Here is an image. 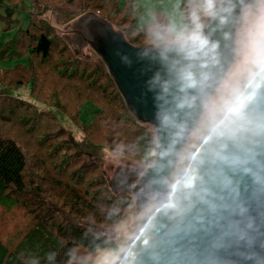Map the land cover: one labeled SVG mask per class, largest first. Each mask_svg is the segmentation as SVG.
Returning <instances> with one entry per match:
<instances>
[{"label":"clouds","instance_id":"obj_1","mask_svg":"<svg viewBox=\"0 0 264 264\" xmlns=\"http://www.w3.org/2000/svg\"><path fill=\"white\" fill-rule=\"evenodd\" d=\"M172 7L166 19L151 17L147 47L137 50L155 66L146 90L156 124L138 161L141 210L134 198L113 228L115 247L74 246L67 264H125L141 230L149 247L138 264H264V209L241 192L245 181L264 186L257 151L264 144V0H176ZM236 21L237 59L224 72L217 33L229 39ZM202 236L215 241L210 250L200 247Z\"/></svg>","mask_w":264,"mask_h":264},{"label":"rangeland","instance_id":"obj_2","mask_svg":"<svg viewBox=\"0 0 264 264\" xmlns=\"http://www.w3.org/2000/svg\"><path fill=\"white\" fill-rule=\"evenodd\" d=\"M175 2L176 0H0V75H4L5 79L9 76H19L24 67H30L31 58L34 59L35 64H31L32 69L26 73H32L34 76L37 71L38 74L34 80L16 78L9 81L0 77V137H13L29 155L37 154L36 162L45 167H53L57 172V180L64 177L65 171L62 167L49 162L51 153L47 154L33 146L39 141L44 144L45 150L51 149L54 153L60 148L67 149L74 140L84 139V132L80 126L93 124L101 110L95 104L86 102L87 96L74 91L89 84L92 93L97 94L100 99L106 98L102 102L105 101L108 112L109 109L116 107L115 103L109 104L110 102L121 101L123 105L125 103L121 100L115 82L102 59L81 39L83 34L81 32H84L79 26L81 20L95 15L109 22L125 37L127 35L126 38L131 44L142 46L141 44L145 45L143 39H146L151 17L155 15L160 16V19H166L172 14V6ZM27 28L31 31L28 35L22 32ZM43 33L53 43L52 55L46 61L32 52L37 46L33 37ZM30 74L28 76L32 77ZM18 81L25 86H17ZM79 102L83 104L80 106L79 123L75 124L66 113L74 115L73 110ZM125 107L132 117L126 104ZM140 125L141 128H133V130L141 133L142 137L152 140L153 127ZM39 129L46 130L42 132L40 138L37 135ZM56 131L62 134H57L61 135V138L50 143V139L54 136H45ZM102 148L104 149L101 150L99 159H96L98 162L96 169H84L82 167L84 164L76 159H65L64 164L74 163L69 173L76 183L87 175L88 182H95L96 186L103 183L109 186V191L120 199L117 204L127 211L125 219L133 205L134 195L126 194L131 198L124 196L120 190L111 187L109 182L115 183L117 175L123 171L130 178L139 167L138 159L134 160L126 156L125 148L122 153L111 150L110 145ZM39 158L42 162H39ZM86 162L92 163V161ZM107 186L105 189L109 188ZM105 189L100 188L99 200L105 198ZM4 198V194L1 193L0 235L1 233L10 235L15 229L20 234L18 231L20 227L30 226L34 216H30L32 214L22 209V201L16 202L12 207ZM97 206L99 207L98 204ZM135 206L136 211L139 212L141 205L137 206L135 202ZM50 218V223H56V227H68V224L59 220L57 215L54 214ZM83 221L76 222L83 224L90 240L94 239L92 241L94 245L97 241H102L105 243V248L115 247L113 232L115 225L103 227ZM95 235L97 237L92 238Z\"/></svg>","mask_w":264,"mask_h":264},{"label":"trees","instance_id":"obj_3","mask_svg":"<svg viewBox=\"0 0 264 264\" xmlns=\"http://www.w3.org/2000/svg\"><path fill=\"white\" fill-rule=\"evenodd\" d=\"M157 18L160 19V16ZM22 32L28 35L31 31H28L27 28ZM126 37L128 36L126 35ZM33 39L37 46L32 52L44 61L50 59L52 41L44 33L36 34ZM4 57L2 56V58ZM31 64H35L32 58ZM31 64L28 68L24 67L19 76H9L8 79H5L4 75H0V77L2 80L9 81L16 78L25 80L32 78L34 80L38 76L37 71L34 76L29 73L32 77L27 74L32 69ZM16 85L25 86L21 81L16 82ZM74 92L87 96L85 101L95 104L101 110L93 124L80 126L84 132V139L75 141L72 138L74 141L71 142L70 147L60 148L54 153L51 149L45 150L44 144L39 141L33 146L47 154L51 153L49 162L54 163L57 167H62L65 171L64 177L57 180V172L53 167L40 165L36 162L37 154L29 155L27 150L13 137H0V194H4L7 204L9 203L12 207L16 205V202L22 201V209L32 214L30 216H34V221L30 222L32 223L30 226L20 227L18 230L20 234L17 233V229L10 235L1 233L0 264H32L36 259L40 264H67L69 258L67 252L74 246H81L89 251H94L97 247L105 248V243L102 241H97L94 245L92 242L94 239L90 240L83 224L77 223V220L82 222L85 220L95 226L111 227L122 221L127 214V211L117 204L120 201L119 197L114 196L109 191L110 187L105 183L96 186L95 182H88L87 175L79 183H76L69 173L74 163L64 164V160L76 159L79 163L84 164L82 166L84 169H96L98 167L96 159H99L101 150L104 149L102 147L110 145L111 150L116 151L120 145H123L125 155L139 161L151 146L152 140L142 137L141 133L133 130V128H141V125L130 116L125 103L123 105L121 101L110 102L109 104L115 103L116 107L112 110L109 109L108 112L105 101L102 102L106 98L100 99L97 94L92 93L89 84L79 87ZM118 94L123 100L119 91ZM82 104L79 102L76 105L77 107L73 110L74 115L65 112L75 124L79 123ZM55 119L59 121L58 118ZM98 122L100 123L98 124ZM42 132H46V130L39 129L37 132L39 138ZM58 133L60 132L56 131L45 137L54 136L50 139V143H52L60 140L62 134L57 135ZM86 161H92V163ZM39 162H42L41 158H39ZM106 186L109 188L105 189ZM101 187L106 190L105 198L99 200ZM123 195L130 197L126 194ZM129 205H132L130 199ZM54 214L59 217V220L68 224V227H56V223H50V217ZM96 237L97 235L92 238ZM50 253H56L52 260L48 259Z\"/></svg>","mask_w":264,"mask_h":264},{"label":"water","instance_id":"obj_4","mask_svg":"<svg viewBox=\"0 0 264 264\" xmlns=\"http://www.w3.org/2000/svg\"><path fill=\"white\" fill-rule=\"evenodd\" d=\"M79 26L84 31L81 32L83 33L81 39L94 49V52L106 65L110 76L114 80L134 120L139 124L152 126L154 131L156 124L154 118L155 109L152 105L151 93H147L146 90V81L151 76L155 66L137 57V50L145 48L147 45L137 46L131 44L122 32L116 31L109 22L95 15H90L82 19ZM240 27L241 25L238 21L234 22L227 29L230 36L227 40H224L222 35L217 33V38L221 39L222 43V66L224 72H227L236 61L237 32ZM118 53L126 55L130 62H124ZM261 95L264 97V88L261 89ZM158 134L161 135L163 142L166 143V134L163 132ZM249 147L251 146L249 145ZM257 151H260L262 157H264V144ZM139 173L140 168L138 167L135 173H133L135 175L133 181V175H130L131 177L129 178L127 173L124 171L120 172L116 177V182L110 181L109 184L111 187L120 190L121 193L134 195L137 206H142L139 192L143 187L144 181L140 180ZM241 192L242 198L248 199L253 206L264 209V186L250 185L245 181ZM225 195L230 197L228 193ZM214 242L211 237L202 236L199 240V245L202 249L210 250ZM148 247L149 239L143 230L136 233L129 254L125 257V264H138L140 253Z\"/></svg>","mask_w":264,"mask_h":264},{"label":"flooded vegetation","instance_id":"obj_5","mask_svg":"<svg viewBox=\"0 0 264 264\" xmlns=\"http://www.w3.org/2000/svg\"><path fill=\"white\" fill-rule=\"evenodd\" d=\"M134 176H135V175H133V181H134ZM121 177H122V176H121ZM124 179H125V178H124Z\"/></svg>","mask_w":264,"mask_h":264}]
</instances>
